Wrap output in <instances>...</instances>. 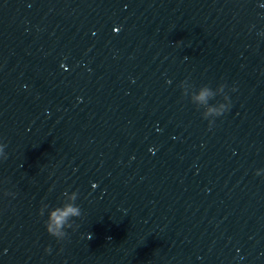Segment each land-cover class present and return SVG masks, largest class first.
<instances>
[{"label": "clouds", "instance_id": "1", "mask_svg": "<svg viewBox=\"0 0 264 264\" xmlns=\"http://www.w3.org/2000/svg\"><path fill=\"white\" fill-rule=\"evenodd\" d=\"M208 93L206 91L201 92L200 96L197 97L199 100H203ZM4 159H7L5 156ZM72 200L76 199V193H73ZM50 207V206H49ZM40 215H43V210L40 209ZM81 209L79 206H75L72 203L63 204L61 206L52 207L50 211L47 222L45 223L47 233L56 238L57 241L64 240L68 233L66 229L72 228V223L70 222V218L72 217H80ZM46 252H51L50 248L45 249Z\"/></svg>", "mask_w": 264, "mask_h": 264}]
</instances>
